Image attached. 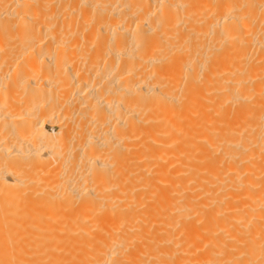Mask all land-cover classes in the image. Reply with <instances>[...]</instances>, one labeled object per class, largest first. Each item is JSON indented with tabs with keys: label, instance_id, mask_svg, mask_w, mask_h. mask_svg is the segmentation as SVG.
I'll use <instances>...</instances> for the list:
<instances>
[{
	"label": "bare ground",
	"instance_id": "obj_1",
	"mask_svg": "<svg viewBox=\"0 0 264 264\" xmlns=\"http://www.w3.org/2000/svg\"><path fill=\"white\" fill-rule=\"evenodd\" d=\"M0 264H264V0H0Z\"/></svg>",
	"mask_w": 264,
	"mask_h": 264
}]
</instances>
